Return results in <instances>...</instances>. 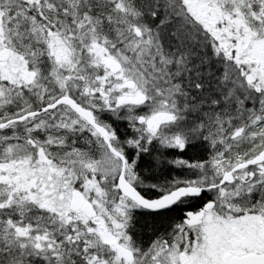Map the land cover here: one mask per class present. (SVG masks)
<instances>
[{
	"label": "snow or ice",
	"instance_id": "snow-or-ice-1",
	"mask_svg": "<svg viewBox=\"0 0 264 264\" xmlns=\"http://www.w3.org/2000/svg\"><path fill=\"white\" fill-rule=\"evenodd\" d=\"M0 264H264V0H0Z\"/></svg>",
	"mask_w": 264,
	"mask_h": 264
}]
</instances>
